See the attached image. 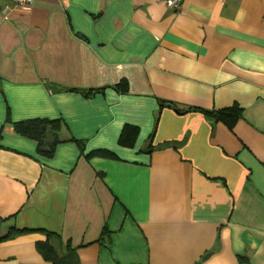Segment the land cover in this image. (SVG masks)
<instances>
[{"label":"crops","instance_id":"crops-1","mask_svg":"<svg viewBox=\"0 0 264 264\" xmlns=\"http://www.w3.org/2000/svg\"><path fill=\"white\" fill-rule=\"evenodd\" d=\"M0 219V264H264V0H0Z\"/></svg>","mask_w":264,"mask_h":264},{"label":"trees","instance_id":"trees-1","mask_svg":"<svg viewBox=\"0 0 264 264\" xmlns=\"http://www.w3.org/2000/svg\"><path fill=\"white\" fill-rule=\"evenodd\" d=\"M120 92H125V84H120L116 88ZM98 92L97 90L84 93L85 95ZM162 104L161 106H163ZM169 106H173L169 104ZM195 111L203 112L204 115L213 123H223L227 127L232 128L234 124L241 118L242 109L238 105H233L222 110L205 111L201 109H194ZM61 121L60 120H33L27 122H20L14 125V130L19 135L31 139L37 143L38 152L45 157H51L56 144L60 141L57 132L59 130ZM137 135V129L131 126H126L121 134L119 144L122 146L132 145ZM82 145V143L80 142ZM83 150V149H81ZM92 156H103L107 158H114V155L106 151H94L86 155L90 158ZM4 220L0 219V223ZM106 229L103 230L99 242H101L106 234ZM25 231H18L14 228L0 236V243L5 242L9 239L14 238L17 235L24 234ZM51 235H47V240L44 242L36 243L37 252L51 264H68L74 256V250L71 249L70 245L65 247L64 253L57 251L55 246L50 242ZM56 240L57 237H55ZM239 264H249L245 257H238Z\"/></svg>","mask_w":264,"mask_h":264},{"label":"built area","instance_id":"built-area-1","mask_svg":"<svg viewBox=\"0 0 264 264\" xmlns=\"http://www.w3.org/2000/svg\"><path fill=\"white\" fill-rule=\"evenodd\" d=\"M167 8L173 12H179L181 10L182 0H162ZM13 4L22 10H27L33 6L34 0H12Z\"/></svg>","mask_w":264,"mask_h":264}]
</instances>
